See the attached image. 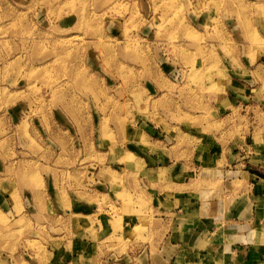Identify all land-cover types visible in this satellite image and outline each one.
<instances>
[{
    "label": "rangeland",
    "instance_id": "rangeland-1",
    "mask_svg": "<svg viewBox=\"0 0 264 264\" xmlns=\"http://www.w3.org/2000/svg\"><path fill=\"white\" fill-rule=\"evenodd\" d=\"M203 149L264 178V0H0V264L135 254Z\"/></svg>",
    "mask_w": 264,
    "mask_h": 264
},
{
    "label": "crops",
    "instance_id": "crops-1",
    "mask_svg": "<svg viewBox=\"0 0 264 264\" xmlns=\"http://www.w3.org/2000/svg\"><path fill=\"white\" fill-rule=\"evenodd\" d=\"M203 150L196 161L172 162L163 152L153 158L157 163L148 170L158 177L160 191L150 192L156 209L143 216L159 225L146 231L156 237L131 241L138 251L109 264H264V178L236 166L221 167L220 159L213 162L216 157ZM204 158L212 160L201 163ZM234 184H240L237 195ZM49 254V261L34 264H90L86 258L76 262L71 253L54 263ZM97 264L107 263L100 259Z\"/></svg>",
    "mask_w": 264,
    "mask_h": 264
}]
</instances>
